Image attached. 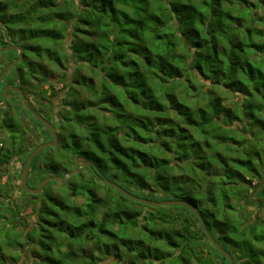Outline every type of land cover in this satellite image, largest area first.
Masks as SVG:
<instances>
[{
	"label": "trees",
	"instance_id": "16d2710c",
	"mask_svg": "<svg viewBox=\"0 0 264 264\" xmlns=\"http://www.w3.org/2000/svg\"><path fill=\"white\" fill-rule=\"evenodd\" d=\"M258 24L264 0H0V46L24 48L5 83L58 97L38 108L57 121V145L34 156L28 178L48 150L37 182L49 172L63 179L78 156L92 163L63 185L23 191L24 206L2 201V177L31 147L5 109L0 264H24L22 254L25 264H229L187 206L132 201L94 171L138 196L187 201L235 264H264ZM28 205L34 218L22 222Z\"/></svg>",
	"mask_w": 264,
	"mask_h": 264
},
{
	"label": "rangeland",
	"instance_id": "374dc122",
	"mask_svg": "<svg viewBox=\"0 0 264 264\" xmlns=\"http://www.w3.org/2000/svg\"><path fill=\"white\" fill-rule=\"evenodd\" d=\"M258 26L264 31V24H258ZM16 53H17V51H15V52L14 51L0 52V68L3 67L4 65H6L9 61V59L15 58ZM58 75L59 74L57 73V71L54 70V72L52 74H50L49 78L51 81H55L58 78ZM11 77L16 79V76H14V74ZM11 77L8 76L7 79L11 80ZM54 84H55L56 88L61 86L60 82L55 81ZM33 94H29L27 98L29 99L32 107L37 112L41 113L45 117L46 116L45 113L38 111V108L39 109L42 108L43 105L46 103H50L51 105H53V103L55 101H57L56 99H58V97H56L55 99L52 98V96H49L46 98H41V96L39 94H34V95ZM7 111L14 116L16 121H20V125L22 126V129H23L24 133L26 134L25 137H26L28 146H31L28 150L33 149L37 144H39L41 142L51 140V137H52L51 132L44 125L39 124L37 122L38 120L35 117L30 116L24 110L21 101H19L18 99H14L13 101H11V104L8 107ZM53 124L56 126L57 121L54 120ZM5 136H6V134H5ZM28 150L26 152H23L21 155L14 156L13 160L11 161L10 166L7 168L6 175H4L2 177V182H6L5 185H6V190H7V192L4 194V196L1 197L2 201L3 200L5 201V198H6V200H8V198L13 197V201L17 205L20 206L23 203H26V201L28 200L27 199L28 196H25V194L23 193V190H21V188H20L21 173H22V169L24 166L23 164L26 161V153L28 152ZM51 152H52L51 150H48L47 152H43L41 154L40 163H42V165H43V168H41L43 170L37 169L35 172H33L31 174V176H30V178H28V180L34 181L35 184L38 183L37 179L41 178V176L45 173V167H46L44 164L45 157L48 156ZM83 171L86 172V170H84V169H83ZM59 179L62 180L60 177H59ZM49 184H51V186L54 187V185L50 181H49ZM29 185L30 186L32 185L31 182ZM33 187H35V186H33ZM132 191L134 192V190H132ZM135 192L139 193V191H135ZM9 195H12V196H9ZM23 206H24V204H23ZM250 208L253 209V206H250ZM32 210H33L32 205H28L27 207L22 208V210L20 211V218H19L20 221H22V222L31 221L34 218ZM260 214L262 215L263 212L260 211ZM205 251H209V249H205ZM7 253H9L10 255L16 256V255L20 254L21 252H19L18 250H10V251H7ZM7 257H9V256H7ZM7 260H8V263L13 261V259H10V257L7 258ZM20 261H22L24 264L29 262L25 258L24 254L21 255ZM104 263L105 264H112L115 262L112 259L108 258V260H105Z\"/></svg>",
	"mask_w": 264,
	"mask_h": 264
},
{
	"label": "water",
	"instance_id": "95a60500",
	"mask_svg": "<svg viewBox=\"0 0 264 264\" xmlns=\"http://www.w3.org/2000/svg\"><path fill=\"white\" fill-rule=\"evenodd\" d=\"M17 51L16 57L13 58L11 61H9L5 67L2 69L0 72V81L1 79L6 76V74L22 59L23 55V46L19 44H8L5 46H0V52H5V51ZM11 89L12 91H15L19 94V97L21 99L23 107L31 114L33 115L40 123H42L45 127H47L51 131L52 139L48 141L41 142L37 144L29 153L27 156V159L25 161V164L22 169L21 173V179H20V188L21 190L25 191L26 193H31V194H38L41 192L42 187L46 185L47 182L53 180L59 183L60 185H63L67 179V177L71 176L75 170L76 167L79 166H87V167H92V163L89 160H86L84 157L78 156L75 158L72 169L71 171L65 173L64 177L62 180L59 179L58 176L53 174L52 172H49L43 177L38 183L36 184L35 187H31L27 183V178H28V173H29V168L31 165V162L34 158V156L40 152L43 149H46L48 147H54L57 145L58 142V136H57V130L56 126L50 122L48 119H46L41 113L37 112L32 105L29 102V99L27 98L26 94L24 91L18 87L14 86L12 83H9L8 85L5 86V91L3 93V98L2 102H0V106L6 105V101L11 97V94L8 93V89ZM95 176L102 181L103 183L115 188L119 193L127 197L128 199L132 201H137L140 203H144L150 206H169V205H183L187 206L193 213L197 216L200 225L203 229L204 234L206 235L207 239L210 241V243L221 253L225 256V258L228 260L229 264H235L233 257L229 252H227L212 236L211 232L208 230L202 216L198 212L197 208L193 206L192 204L188 203L185 200L182 199H162V200H154L150 199L147 197H142L138 196L136 194H133L126 190L124 187H122L119 183L109 179L108 177H103L99 175L96 171H94Z\"/></svg>",
	"mask_w": 264,
	"mask_h": 264
},
{
	"label": "flooded vegetation",
	"instance_id": "af4514ba",
	"mask_svg": "<svg viewBox=\"0 0 264 264\" xmlns=\"http://www.w3.org/2000/svg\"><path fill=\"white\" fill-rule=\"evenodd\" d=\"M17 54V53H16ZM5 67V65L2 67V69ZM2 69L0 70V72L2 71ZM7 75V74H6ZM9 82L5 83V76L1 79L0 81V102H2V98H3V93L5 91V86L8 85ZM15 86V85H14ZM19 87V86H18ZM22 89V88H21ZM23 90V89H22ZM8 93L11 94V97L8 99L10 100L12 97H14V99H18L19 101H21L19 94L15 91H12L10 88L8 89ZM17 94V95H16ZM13 99V100H14ZM8 100L6 101V105L0 106V117L2 118V116L5 117V109L7 110L9 106H7ZM12 100V101H13ZM30 102V101H29ZM22 103V102H21ZM31 104V103H30ZM34 117V116H33ZM2 134V135H1ZM0 135L5 138V129L3 131V133H1ZM52 139V137H51Z\"/></svg>",
	"mask_w": 264,
	"mask_h": 264
}]
</instances>
